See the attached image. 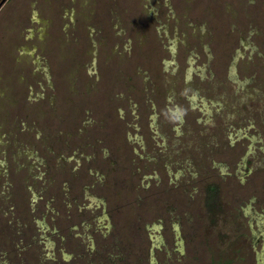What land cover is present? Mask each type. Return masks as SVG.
<instances>
[{
    "label": "rangeland",
    "instance_id": "obj_1",
    "mask_svg": "<svg viewBox=\"0 0 264 264\" xmlns=\"http://www.w3.org/2000/svg\"><path fill=\"white\" fill-rule=\"evenodd\" d=\"M0 264H264V0H9Z\"/></svg>",
    "mask_w": 264,
    "mask_h": 264
},
{
    "label": "clouds",
    "instance_id": "obj_2",
    "mask_svg": "<svg viewBox=\"0 0 264 264\" xmlns=\"http://www.w3.org/2000/svg\"><path fill=\"white\" fill-rule=\"evenodd\" d=\"M186 114V110L179 105L169 107L163 113L165 120L173 125L183 123Z\"/></svg>",
    "mask_w": 264,
    "mask_h": 264
},
{
    "label": "trees",
    "instance_id": "obj_3",
    "mask_svg": "<svg viewBox=\"0 0 264 264\" xmlns=\"http://www.w3.org/2000/svg\"><path fill=\"white\" fill-rule=\"evenodd\" d=\"M218 200V191L215 186L210 187L208 192V203L212 206L217 203Z\"/></svg>",
    "mask_w": 264,
    "mask_h": 264
},
{
    "label": "flooded vegetation",
    "instance_id": "obj_4",
    "mask_svg": "<svg viewBox=\"0 0 264 264\" xmlns=\"http://www.w3.org/2000/svg\"><path fill=\"white\" fill-rule=\"evenodd\" d=\"M9 2V0H0V11L3 9V7Z\"/></svg>",
    "mask_w": 264,
    "mask_h": 264
}]
</instances>
